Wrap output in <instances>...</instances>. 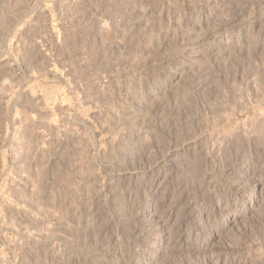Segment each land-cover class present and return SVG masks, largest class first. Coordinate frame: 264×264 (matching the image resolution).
<instances>
[{"label":"rangeland","instance_id":"obj_1","mask_svg":"<svg viewBox=\"0 0 264 264\" xmlns=\"http://www.w3.org/2000/svg\"><path fill=\"white\" fill-rule=\"evenodd\" d=\"M0 264H264V0H0Z\"/></svg>","mask_w":264,"mask_h":264}]
</instances>
